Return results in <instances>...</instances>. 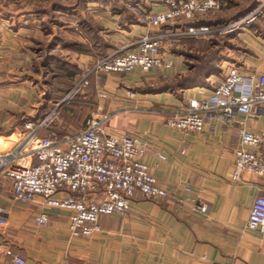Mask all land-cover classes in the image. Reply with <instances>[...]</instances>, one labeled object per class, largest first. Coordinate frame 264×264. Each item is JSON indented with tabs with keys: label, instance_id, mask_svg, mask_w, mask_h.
<instances>
[{
	"label": "crops",
	"instance_id": "0c3cea01",
	"mask_svg": "<svg viewBox=\"0 0 264 264\" xmlns=\"http://www.w3.org/2000/svg\"><path fill=\"white\" fill-rule=\"evenodd\" d=\"M143 1L146 9L166 8L158 0ZM242 1L227 0L200 21L216 25L236 20L253 5L239 10ZM26 2L0 0V110L10 101L4 95L14 82H20L21 97L30 109L37 100L53 102L103 52L130 47L142 34L161 29L125 18L122 7L135 0H87L74 10L76 0H50L33 9ZM17 3L18 10L10 9ZM236 36L242 41L239 54L222 52L221 63L235 60L244 72L264 74V14L243 24ZM184 39L165 47L171 66L94 75L87 97L65 110L84 121L77 127L71 124L68 132L61 124L56 130L75 134L95 115L106 135L131 134L144 145L143 159L168 195L154 198L138 191L126 213L101 216L99 232L73 236L69 210L47 205L40 195L28 203L17 201L11 181L0 176V264H19L8 248L25 264H264V231L248 224L255 198L264 195V175L246 170L240 179L232 177L243 130L264 129V106L253 114L234 109L227 116L210 109L201 131L169 124L168 118L184 112L190 99L212 96L211 81L219 72L198 74L200 66L190 60L202 50L195 46L198 38ZM48 73L50 80L44 78ZM193 76L205 80L193 83L188 79ZM38 92L41 99L35 96ZM27 106L24 112L32 115ZM21 132L17 119L0 117L3 150ZM40 211L49 213L45 224L35 221Z\"/></svg>",
	"mask_w": 264,
	"mask_h": 264
},
{
	"label": "built area",
	"instance_id": "2783aa9c",
	"mask_svg": "<svg viewBox=\"0 0 264 264\" xmlns=\"http://www.w3.org/2000/svg\"><path fill=\"white\" fill-rule=\"evenodd\" d=\"M166 8L146 9L139 1L131 2L138 21L162 27L179 18H196L200 13L221 9L224 0H161ZM264 13V4L244 16L218 25L191 23L188 26L147 32L130 47L116 48L98 59L78 82L52 109L36 121L25 124L26 133L10 148L0 151V176L12 184L14 199L28 203L37 195L47 205L71 212L70 232L73 236H90L102 229L101 216L106 213L124 214L132 197L138 192L159 198L169 191L144 161L145 147L131 134L106 135L100 120L87 119L86 127L75 134L59 137L53 129L62 107L71 104L90 84L92 76L101 72L127 73L140 67L171 66L165 47L186 37L235 32L245 22ZM235 60H223L216 77L211 81L210 98H192L184 112L168 118V123L185 130L204 129L206 111L217 108L222 116L234 109L253 114L264 106V74L244 72ZM102 96L105 93H100ZM232 177L240 179L249 170L264 175V129L260 132L243 130L241 145L234 150ZM205 210L206 206H199ZM0 208V223L2 222ZM35 221L45 224L49 213L40 211ZM248 224L264 231V195L253 203ZM14 261L26 260L7 249Z\"/></svg>",
	"mask_w": 264,
	"mask_h": 264
},
{
	"label": "rangeland",
	"instance_id": "374dc122",
	"mask_svg": "<svg viewBox=\"0 0 264 264\" xmlns=\"http://www.w3.org/2000/svg\"><path fill=\"white\" fill-rule=\"evenodd\" d=\"M10 1L11 2H16L17 0H10ZM72 1H74V0H70V2H72ZM135 1H139V0H135ZM158 1L161 2V0H158ZM49 2H50V0H29V2L28 3L26 2V3H27V5L29 4L28 9H33V8H35L36 3L39 4V5H42V4L49 3ZM141 3H142V1H141ZM252 3H253V5H252ZM261 4H264V0H243L242 3H241V6L239 8L238 7L237 8L240 10V9L244 8L245 6L248 7V6L252 5V7L247 11V13H248V12L254 10L257 6H259ZM19 8H20L19 3H17V5L15 7L10 8V9L18 10ZM219 10H221V9L211 10V11H208V12L200 13L199 15L196 16V18H189V19H194V21H195V20H198V19L203 18L205 16H213L212 13L217 12ZM245 14H242L239 17H242ZM263 14L257 16L254 20H252V22L257 20L261 16H263ZM231 15L232 14L228 15V17H231ZM178 22H181V21H178ZM225 22H228V21H225ZM247 23L248 22H245L244 24H247ZM17 25L18 24L16 23V25H14V26H17ZM76 28H79V27H76ZM162 28H163V26L161 27V29ZM238 31L239 30H237L235 32L234 31L233 32H220V33H216L214 35H209V36L208 35H203V36L197 37L198 39H196L194 41L195 46H196V44H198L201 47L202 50H201L200 53L195 52L193 56L191 55L192 58L190 60L191 61L193 60V62H195V61L198 62L199 59L204 61L205 59L210 58V55H213V52L214 53L218 52L219 55L222 52L225 53V54H228V52H231L232 55L237 56L239 54V51H240L238 49H241L240 47H241V44H242V41L236 36V32H238ZM182 40H185V39H182ZM181 42L182 41H180V42L178 41L177 43H181ZM223 57H225V55H223ZM50 74L51 73H48L44 78L47 79V80H50ZM82 74L83 73H81L80 76H78L76 78V80H75L74 84L71 86V88L78 82V80L80 79ZM92 79H93V76H92V78L90 80V84L88 86H91ZM18 84H20L19 81L14 82V86L10 90L7 89L6 92H5V95L3 94L4 96H6L7 100H10L13 103L8 101L6 103V105H3L2 109L0 110V114H3V115H1L0 117H1L2 120L4 119L5 116H7L8 118L12 117L14 120L17 119V125L19 126V130L23 131V132H21L22 133L21 137H22L27 131L26 128H25V124L27 122H31L34 118L42 117L43 114L47 113L50 109L53 108L54 104L57 101L55 103L54 102L47 103L46 101L44 103H39V101L37 100V102H35V103H38V104L31 105V109H30V106L25 105V102L23 101V97H21V93L23 92L22 91L23 89L21 87L19 88V86H17ZM44 86L47 87L46 84H44ZM35 94H36L35 96H37V98L41 99V92H38V93H35ZM61 98H59V100ZM25 106H27L29 111L31 113H33L32 115H28L26 112H24ZM65 113L66 112L63 111V110H61L58 113V115H57V120L58 121L56 120V124H54L55 126L53 128L55 131L56 130H60L59 129V124H61V126H60L61 129L64 127L62 130H66L68 132V129L71 127L70 126L71 124L75 125V127H77L79 123L84 121V119H81V118L79 119L78 114H74L73 113V114L68 116ZM65 126H67V127H65ZM66 131H62V132L66 133ZM4 146H5L4 143H3V145H0V150L5 149Z\"/></svg>",
	"mask_w": 264,
	"mask_h": 264
},
{
	"label": "trees",
	"instance_id": "16d2710c",
	"mask_svg": "<svg viewBox=\"0 0 264 264\" xmlns=\"http://www.w3.org/2000/svg\"><path fill=\"white\" fill-rule=\"evenodd\" d=\"M87 0H76V4H75V6H72V9L74 10V9H77L78 7H81V6H84V4H85V2H86ZM140 2L141 1H143V0H139ZM225 2H224V4L222 5V7L221 8H223L225 5H226V3H227V0H224ZM144 2V1H143ZM62 7H64V6H62ZM123 11H124V14H125V18L127 19V20H130V22H133V21H138V16L132 11V9H131V7L129 6V5H124L123 7ZM178 21H181V23L180 24H177V25H173V24H175L176 22H178ZM201 23V22H204L205 23V21H200V19H198V20H195L194 21V19H189V18H184V17H182V18H179V19H177V20H174V21H171V22H169L168 24H165V25H163V28L162 29H171V28H173V27H179V26H188L189 24H191V23ZM171 23V24H170ZM222 23V22H221ZM212 25H214L215 23H211ZM220 24V23H219ZM216 25H218V23L216 24ZM187 38V37H186ZM184 39V38H183ZM181 41H182V39H181ZM217 51V50H216ZM107 53H109V52H103L102 54H101V56H100V58L102 57V56H104V55H106ZM192 56L194 55V52H193V54H191ZM198 59V58H197ZM221 59H220V55H219V53L218 52H213V55H210V58H208V59H205L204 61H202L201 59H199L198 60V62H193V63H191V65L192 66H200L198 69H199V71H198V74L200 73V74H205V75H207V74H209V73H211V72H213V71H217V70H219L220 68H221ZM204 66H210L211 67V69H210V71L208 70V71H206L205 69H204ZM202 67V68H201ZM80 76V75H79ZM198 76V75H197ZM197 78H199L198 80H197ZM189 80H191V82H193V83H195V82H200V81H202V80H205L204 78H200V77H195V76H193V77H189L188 78ZM201 79V80H200ZM89 87L90 86H87L86 88H85V90H84V92H82L80 95H79V97L76 99V100H73V102L71 103V104H67V105H64L63 107H62V109L61 110H63V111H65V109H67V108H70L74 103H79V101L80 100H82V99H84V98H86L87 97V95H88V92H89ZM71 88V87H70ZM70 88L69 89H67L62 95H60L58 98L56 97V99L53 101L54 103L56 102V101H58L59 100V98H61L63 95H65L69 90H70ZM53 103V104H54ZM58 121V120H57ZM56 134L59 136V137H62V136H64L63 134H58L57 133V131H56Z\"/></svg>",
	"mask_w": 264,
	"mask_h": 264
}]
</instances>
